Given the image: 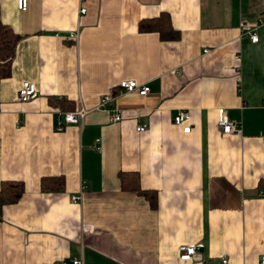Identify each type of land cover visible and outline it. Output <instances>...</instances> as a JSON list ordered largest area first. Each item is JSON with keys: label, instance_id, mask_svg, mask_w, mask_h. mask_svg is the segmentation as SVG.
<instances>
[{"label": "crops", "instance_id": "0c3cea01", "mask_svg": "<svg viewBox=\"0 0 264 264\" xmlns=\"http://www.w3.org/2000/svg\"><path fill=\"white\" fill-rule=\"evenodd\" d=\"M161 13L178 39L138 30L140 20ZM0 18L21 35L11 74L0 79V186L24 184L20 199L2 210L0 264L71 257L84 264L258 263L264 0H28L25 11L0 0ZM241 23L257 25V42ZM124 80L149 91L118 93ZM26 81L37 93L20 102ZM110 91L119 121L95 109ZM62 99L89 112L80 125L56 131L57 117L69 111ZM181 109L190 114L188 133L173 122ZM221 109L239 133L220 130ZM120 172L136 173L140 189L156 193V206L124 190ZM56 176L63 189H41L43 177ZM190 243H202L200 253L180 260L179 246Z\"/></svg>", "mask_w": 264, "mask_h": 264}, {"label": "built area", "instance_id": "2783aa9c", "mask_svg": "<svg viewBox=\"0 0 264 264\" xmlns=\"http://www.w3.org/2000/svg\"><path fill=\"white\" fill-rule=\"evenodd\" d=\"M17 8L21 11H25L28 6V0H16ZM86 12V9L82 7L79 11V13L83 14ZM264 22L263 18L258 19V24H262ZM256 27H251L247 25L246 23H241L240 25V31L242 34H246L250 37L251 41L253 43L258 41V35L256 34L255 30ZM71 37L77 39L78 35L77 33L72 34ZM209 50H205L204 52H208ZM237 81H240V77H237ZM116 91L118 93H129L132 91H136L139 95H145L149 91V87L146 85H139L134 80H124L121 81L117 85ZM37 93L36 86L34 82L26 81L24 82L19 91H18V100L20 102H27L30 101ZM115 100V92L110 91L102 95L99 104L96 106V110H104V111H113V120L119 121L121 119V115L119 111H117L115 108L111 110V106L113 105V101ZM89 110L85 109L83 106H78L73 110L61 112L59 116L57 117L55 121V130L56 131H63L67 125L70 124H81L87 115ZM190 114L189 111L181 109L179 110L176 115L173 117V122L176 125H179L183 128V132L188 133L191 129L189 125H187V122L189 121ZM218 126L220 130L223 133L228 134H237L239 133V125L231 121L228 116L226 115V112L221 109L218 112ZM147 125L146 124H140L136 127L138 132L145 131ZM98 142V139L95 140V143ZM81 197L72 195L71 201L74 203L79 202ZM203 247L202 243H190V244H183L179 246V259L182 261H192L193 258L200 253V249ZM203 261V260H202ZM204 263V262H203ZM221 263L226 264L227 258L222 257ZM52 264H84L82 257H71L65 260H59L55 261ZM257 264H264V255H261L258 259Z\"/></svg>", "mask_w": 264, "mask_h": 264}, {"label": "trees", "instance_id": "16d2710c", "mask_svg": "<svg viewBox=\"0 0 264 264\" xmlns=\"http://www.w3.org/2000/svg\"><path fill=\"white\" fill-rule=\"evenodd\" d=\"M140 32H156L161 40H176L179 38V31L173 27L169 15L161 13L152 18L142 19L138 22ZM21 38L20 34L15 33L11 27L4 24L0 18V79L11 74V60L14 56L15 45ZM58 105L63 110L74 109L73 104L67 100L59 101ZM121 186L124 190H133L143 195L155 207L157 203L156 193L140 189L137 183L136 173H119ZM64 188V178L62 176L42 178L41 189L59 191ZM24 191V184L21 180H6L0 186V219L5 205L17 202Z\"/></svg>", "mask_w": 264, "mask_h": 264}]
</instances>
